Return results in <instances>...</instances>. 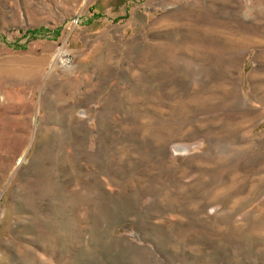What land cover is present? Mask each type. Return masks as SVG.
Here are the masks:
<instances>
[{"label":"rangeland","instance_id":"rangeland-1","mask_svg":"<svg viewBox=\"0 0 264 264\" xmlns=\"http://www.w3.org/2000/svg\"><path fill=\"white\" fill-rule=\"evenodd\" d=\"M0 264H264V0H0Z\"/></svg>","mask_w":264,"mask_h":264}]
</instances>
